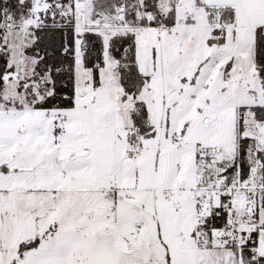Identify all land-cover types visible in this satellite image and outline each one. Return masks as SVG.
I'll return each mask as SVG.
<instances>
[{"label": "snow or ice", "instance_id": "6c2138e0", "mask_svg": "<svg viewBox=\"0 0 264 264\" xmlns=\"http://www.w3.org/2000/svg\"><path fill=\"white\" fill-rule=\"evenodd\" d=\"M0 264H264V0H0Z\"/></svg>", "mask_w": 264, "mask_h": 264}]
</instances>
